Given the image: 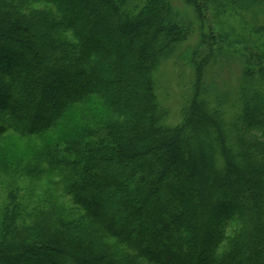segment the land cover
I'll return each instance as SVG.
<instances>
[{"label": "trees", "instance_id": "trees-1", "mask_svg": "<svg viewBox=\"0 0 264 264\" xmlns=\"http://www.w3.org/2000/svg\"><path fill=\"white\" fill-rule=\"evenodd\" d=\"M181 1L201 23L189 57L171 0H0V141L38 139L14 171H61L78 212L20 223L10 203L0 264H264V54L238 55L217 94L204 74L221 51L201 58L213 0ZM178 53L192 76L170 124L156 74ZM116 207L134 236L106 216Z\"/></svg>", "mask_w": 264, "mask_h": 264}, {"label": "rangeland", "instance_id": "rangeland-1", "mask_svg": "<svg viewBox=\"0 0 264 264\" xmlns=\"http://www.w3.org/2000/svg\"><path fill=\"white\" fill-rule=\"evenodd\" d=\"M249 1L257 0H213L214 9L209 12V21L206 23L212 27L216 35V44L202 49L201 58L207 53L217 54L221 51V56L217 54V60L210 64L204 74V80L213 85V91L217 94L231 95L241 72L240 63L236 61L238 55L264 54V14L257 6L245 7ZM171 5L181 22L193 30L192 36L178 49L179 52L185 51V56L189 57L188 48L196 44L201 23L181 0H171ZM104 44L110 49L107 43ZM188 64V60L178 53L162 63L156 74L158 102L168 111L170 124L178 121L182 102L189 95L192 70ZM230 119L234 121L232 113L227 115L226 121L229 122ZM37 140L29 137L20 138L9 133L0 141V152L5 160L2 165L0 164V218L4 215L5 208L12 203L9 209L14 206L19 208L17 220L20 223H30L39 208L50 212L54 220L72 219L78 212L73 208L70 198L66 196L61 171L38 177H27L14 171L15 164L24 163L37 152L35 151ZM105 211L106 216L116 215L114 224L117 227H122L124 232L134 236L135 217L118 214L117 207ZM102 218L103 222L108 223L107 217Z\"/></svg>", "mask_w": 264, "mask_h": 264}]
</instances>
